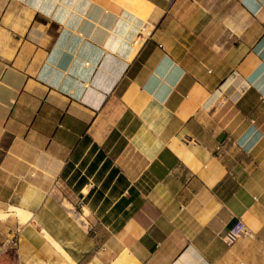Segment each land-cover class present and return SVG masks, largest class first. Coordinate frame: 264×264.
<instances>
[{
	"label": "crops",
	"instance_id": "obj_1",
	"mask_svg": "<svg viewBox=\"0 0 264 264\" xmlns=\"http://www.w3.org/2000/svg\"><path fill=\"white\" fill-rule=\"evenodd\" d=\"M1 211L0 264H264V0H0Z\"/></svg>",
	"mask_w": 264,
	"mask_h": 264
},
{
	"label": "rangeland",
	"instance_id": "obj_2",
	"mask_svg": "<svg viewBox=\"0 0 264 264\" xmlns=\"http://www.w3.org/2000/svg\"><path fill=\"white\" fill-rule=\"evenodd\" d=\"M2 212L4 211L0 212V246L5 247L7 245L8 240L13 238L11 231L12 229H14L15 231L16 226L10 222L11 221L9 219L11 217V215H9L10 212H7L8 213L6 215V217L8 216L7 218L6 217L3 218V216L1 215Z\"/></svg>",
	"mask_w": 264,
	"mask_h": 264
},
{
	"label": "bare ground",
	"instance_id": "obj_3",
	"mask_svg": "<svg viewBox=\"0 0 264 264\" xmlns=\"http://www.w3.org/2000/svg\"><path fill=\"white\" fill-rule=\"evenodd\" d=\"M8 213L7 212H2L1 213V215L3 216V218L4 217H6V215H7ZM9 214H11V213H9ZM15 216H16V218H18V220H19V223L21 224V223H25L26 221H27V216L25 215L26 214V212L25 211H23V210H18V211H16L15 213ZM8 217V216H7ZM6 217V218H7ZM28 222V221H27ZM53 244H54V242H53ZM58 245V244H57ZM60 251V250H59Z\"/></svg>",
	"mask_w": 264,
	"mask_h": 264
}]
</instances>
